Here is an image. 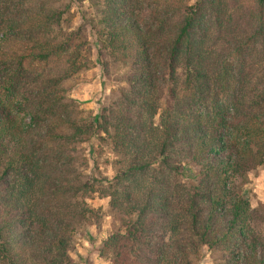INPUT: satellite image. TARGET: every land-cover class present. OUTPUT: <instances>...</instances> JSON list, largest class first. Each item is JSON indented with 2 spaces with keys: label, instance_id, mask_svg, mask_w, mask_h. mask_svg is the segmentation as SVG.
Returning a JSON list of instances; mask_svg holds the SVG:
<instances>
[{
  "label": "trees",
  "instance_id": "1",
  "mask_svg": "<svg viewBox=\"0 0 264 264\" xmlns=\"http://www.w3.org/2000/svg\"><path fill=\"white\" fill-rule=\"evenodd\" d=\"M57 2L0 0V264H69L96 213L75 201L68 148L92 137L116 165L107 264H194L202 248L213 264H264L243 187L264 165V0H95L91 41L60 30L70 9ZM92 47L125 85L95 117L60 86Z\"/></svg>",
  "mask_w": 264,
  "mask_h": 264
},
{
  "label": "rangeland",
  "instance_id": "2",
  "mask_svg": "<svg viewBox=\"0 0 264 264\" xmlns=\"http://www.w3.org/2000/svg\"><path fill=\"white\" fill-rule=\"evenodd\" d=\"M183 5L189 6L193 0H181ZM95 0H58V4L69 6V12L64 15L60 25L61 31L74 30L77 27L85 29L88 41V28L83 22L95 16L92 3ZM92 56L86 70L72 76L61 83L65 103L80 116L95 117L100 107H106L117 99L119 89L125 85L121 81L124 67L121 63L104 57L108 64L105 76L94 56ZM158 122L157 115L154 123ZM68 155L73 176L77 177L83 189L75 196L80 208L92 209L96 216L76 226L70 250L69 264H107L98 255L102 241L112 232L120 229L119 218L108 206V195L111 192L110 180L114 175L116 165L114 156L107 146L92 137L86 143L70 145ZM184 179L191 177L189 170L184 172ZM243 187L249 199L251 208L259 210L262 221L255 225V230L264 237V165L258 166L246 174ZM213 256L204 248L200 250L199 258L194 264H213Z\"/></svg>",
  "mask_w": 264,
  "mask_h": 264
}]
</instances>
